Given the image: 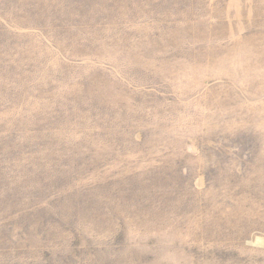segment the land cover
I'll use <instances>...</instances> for the list:
<instances>
[{
    "label": "rangeland",
    "instance_id": "rangeland-1",
    "mask_svg": "<svg viewBox=\"0 0 264 264\" xmlns=\"http://www.w3.org/2000/svg\"><path fill=\"white\" fill-rule=\"evenodd\" d=\"M0 264H264V0H0Z\"/></svg>",
    "mask_w": 264,
    "mask_h": 264
},
{
    "label": "trees",
    "instance_id": "trees-1",
    "mask_svg": "<svg viewBox=\"0 0 264 264\" xmlns=\"http://www.w3.org/2000/svg\"><path fill=\"white\" fill-rule=\"evenodd\" d=\"M111 9H113L112 7H110L109 8V13H112L113 11H111ZM87 8L85 9V10H83V11H81L83 14L84 13H86L87 12ZM103 16L105 15L104 13L102 14ZM98 19V18H97ZM99 36H101V35H99ZM75 125H73L72 127H71V129L74 127ZM66 128L67 127H69V126H65ZM49 135H52V134H49ZM54 136H55V133H53V138H54ZM36 137H34V139H35ZM51 138L52 137H50V136H45V135H43V137H39L38 138V140L36 141L37 142V144H38V146L40 145L41 147L40 148H38L37 150H38V153H34L35 155L33 156V157H31V159H29L30 161H33L34 163H35V165L37 166V164L39 163V167L40 166H43L44 165V160L43 161H39V159L40 158H49L50 159V157H53L54 155H58L59 153L61 154V152L62 151H60L59 153H57V154H55V152H58L57 151V149L55 148V146H54V144H53V141L52 142H50V140H51ZM83 145V144H82ZM74 151V150H73ZM75 152V151H74ZM43 155V156H40L39 157V155ZM73 153H65V154H62V155H64L65 156V158H66V162L67 163H69V162H71V159L72 158H74L73 156H71ZM85 155V154H84ZM81 156L82 155H80V153H78V159L79 160H81V161H77L78 163L77 164H80L83 160L81 159ZM75 159V158H74ZM29 160H28V162H29ZM34 160H36V161H34ZM33 162H29L28 164H30V167H33ZM46 162H48V161H46ZM35 169H37V168H35ZM50 186V185H49ZM51 187V186H50ZM50 187H49V191L51 190L50 189ZM50 196H53V192L51 191L50 192ZM94 200H93V198H92V196H91V194H90V196H89V198H88V200H87V203L89 204V206L91 205V203L93 202Z\"/></svg>",
    "mask_w": 264,
    "mask_h": 264
}]
</instances>
